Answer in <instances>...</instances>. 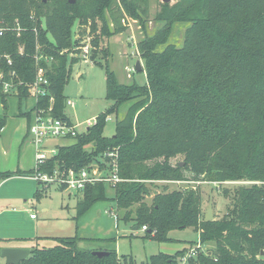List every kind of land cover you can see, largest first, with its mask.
Segmentation results:
<instances>
[{"label":"trees","instance_id":"16d2710c","mask_svg":"<svg viewBox=\"0 0 264 264\" xmlns=\"http://www.w3.org/2000/svg\"><path fill=\"white\" fill-rule=\"evenodd\" d=\"M149 2L0 0V28H9L0 36V54L10 55V71L22 83L17 96L4 94L0 86V134L10 114L26 119L28 129L32 113L47 109L50 99L51 114L68 120L62 91L77 63L68 58L77 44L72 35L77 24L80 34L88 30L91 36L90 61L104 70L105 100L111 104L71 145L57 147L41 170L78 172L116 150L124 181L114 187L87 186L74 221L95 204L109 201L123 211V221H132L137 230L146 227V239L165 242L171 231L192 228L201 245L214 243L206 252L195 247L183 264H264V0H157L154 22L160 27L151 35L146 28ZM129 21H137L144 33L137 44L143 84H121L109 68L108 40L125 32ZM177 23L187 25L181 47L168 43ZM16 24L19 36L13 30ZM39 54L51 59L39 62L49 95L29 105L25 84L34 80V57ZM110 115L115 116L114 133L104 137ZM32 175L33 169L7 171L0 180ZM186 181L252 184L237 187L223 217L210 222L204 221L198 188L169 192L163 186L146 203V184ZM39 197L36 190L34 198ZM51 239L52 247L31 248L19 264H134L114 249H104L108 255L98 258L92 252L99 249L80 247L92 239ZM102 241L113 244L114 239ZM184 253L152 255L146 264H182Z\"/></svg>","mask_w":264,"mask_h":264},{"label":"rangeland","instance_id":"374dc122","mask_svg":"<svg viewBox=\"0 0 264 264\" xmlns=\"http://www.w3.org/2000/svg\"><path fill=\"white\" fill-rule=\"evenodd\" d=\"M160 1L163 2V0ZM151 2V10L146 24L148 35L153 34L160 26L158 23L154 22V13L158 11V2L157 0H151ZM168 2L172 4L175 0H168ZM75 26L72 31L73 33L75 31ZM186 26V24L181 23L175 24L168 39V43L176 47H181ZM136 32L141 40V33L139 30H136ZM124 34L126 35L127 32ZM125 35L122 36L120 46L122 52H124L122 55L129 56V51L125 53V48L127 47H124ZM127 58L129 67L135 64L136 59ZM109 68L114 71L118 77L119 75L121 76L120 71L122 69L117 62V56L114 55L112 59L109 60ZM78 75H80V77ZM132 75L134 80L139 84L145 79L143 72H134ZM120 79L122 78L120 77ZM62 95L65 98V103L66 101L73 102V107L65 105L64 114L68 116L75 125L82 124L88 119L96 118L111 104L105 100L104 70L92 63L79 62L73 65L69 79L63 88ZM126 108L127 105L120 108L119 117L123 116ZM13 112L15 114V110H13ZM114 126L115 116L110 115L105 123L103 131L104 137L113 136ZM24 128V119L15 118L10 114L6 127L2 131L0 137V172H10L16 167L21 171L33 169L34 151L28 139L23 141V136L25 134ZM82 129L83 127H80L78 131H82ZM73 142V139H59L46 141L44 145L46 147L55 146L56 144L58 146H65L71 145ZM180 159L181 158H178L177 160ZM146 185L150 192V196L145 199L148 205L151 204L153 195L162 191L163 186H167L169 192L182 190L184 188H198L202 195L203 216L209 205H211L214 219L223 217L226 212V207L230 203V197L233 191L240 185L248 184L237 182L218 185L215 183L186 181L174 183L153 182ZM36 190L40 193L39 198H34ZM106 195L112 197L114 193L109 188H106ZM81 197L82 194H74L71 191L62 190L55 184H37L32 178L14 177L6 181L0 180V236L6 231L13 239L21 237L16 240H11L9 244L23 246L25 249L29 250L33 247H52L54 241L50 236L56 234H52L50 222H55V220H57L61 221L59 224H65L62 232H59L60 236H72L76 231L78 237L81 236L94 240L93 242L82 241L80 247L84 249L102 247L114 249L117 256L131 258L134 264H146L150 256L159 253L174 255L176 252L185 250L184 256L180 261L183 264L186 262V259L190 257L195 247L199 248L200 252H206L214 248V243L212 242L201 245L197 232L192 228L171 231L168 234L170 240L165 242H157L152 238L146 239L144 238V232L140 229L133 230L134 223L132 221L125 222L122 220L123 211L116 210L115 204L109 201L95 204L80 218L75 230V221L72 220V217L76 214L75 208L77 200H81ZM23 208H27L29 211L26 213ZM97 211H100L101 218L97 216ZM31 214L35 215L39 221H46L41 231L47 238H41L37 240V242L35 240L23 238L29 237L27 235H34L33 230L27 226V219ZM66 227H68V229H66ZM101 239H114V242L112 244L110 241H102ZM7 244L8 242L0 238V249ZM260 257H264V252L260 253ZM0 264H5V261L1 258Z\"/></svg>","mask_w":264,"mask_h":264},{"label":"built area","instance_id":"2783aa9c","mask_svg":"<svg viewBox=\"0 0 264 264\" xmlns=\"http://www.w3.org/2000/svg\"><path fill=\"white\" fill-rule=\"evenodd\" d=\"M131 21H129L130 24ZM5 30L9 28H0V36ZM19 36L20 28L16 24L13 28ZM73 40L77 42L71 52L68 54V58H74L77 63H91L90 52L92 50L91 36L88 30L83 34L79 33L78 26L76 24L75 31L73 33ZM128 42L130 44L129 56L137 60L139 54L137 51L138 42L132 35L128 36ZM18 53H22V48H19ZM35 77L34 80L28 84H25L27 88L28 99L32 104H37L39 99L49 95L48 87L49 83L45 76L46 71L39 62L44 60L46 63L51 61L47 56L41 54L35 55ZM13 62L8 54H0V86L2 91L6 95L17 96L18 87L22 85L20 81H17L16 74L13 70L10 71V67ZM6 70V71H5ZM135 72V67L132 65L126 68L127 78H131L132 73ZM51 102L47 109L39 108L32 113V121L27 129V139L29 143L34 147V166L33 175L30 177L38 184H55L65 191H71L74 194H83L85 188L96 183H105L111 187L116 184L123 182L118 175V154L117 151H108L102 154L99 162H94L87 167L75 172L71 169L59 170L54 168L49 172H44L41 169L46 165L47 161L56 154L55 149H50L44 145L46 141L54 140H67L72 139L76 135L92 127L96 118L88 119L82 124L75 125L69 120L54 117L51 114ZM66 106L73 107V102L66 101ZM108 120V117L105 121ZM83 127L82 131H78V128ZM170 183V182H168ZM174 183V182H172ZM231 183V182H225ZM249 183V182H240ZM224 184V183H223ZM30 218L34 219L35 215L31 214ZM142 232L146 230L143 226L140 229ZM194 251L191 252L190 256H193Z\"/></svg>","mask_w":264,"mask_h":264},{"label":"crops","instance_id":"0c3cea01","mask_svg":"<svg viewBox=\"0 0 264 264\" xmlns=\"http://www.w3.org/2000/svg\"><path fill=\"white\" fill-rule=\"evenodd\" d=\"M153 2V1H152ZM151 0H150V2H149V13H150V10H151V8H150V6H151ZM155 14H156V12L154 13V16H155ZM160 27V26H159ZM136 30H139V32L141 33V35H142V38L144 37V33H143V30H142V28L140 27V25L136 22V21H131L130 22V24H129V26H128V29L125 31V32H123V33H121V34H118V35H115V36H113V37H111L109 40H108V47H109V51H110V53H111V56H110V59H112V57L115 55V56H117V62L119 63V65H120V67H121V71H120V74H121V76L119 75V77L115 74V72H114V74H115V76H116V78H117V80H118V82L119 83H121V84H130L132 81H135L134 80V78H133V75H131V78H127V73H126V68H129V62H128V58L127 57H129V58H131L130 56H123L122 55V53H124V52H122V48H121V46H120V44H121V39H122V36L123 35H125L124 33H126L127 32V34L125 35V41H124V44H125V46L124 47H126L125 49H126V52L125 53H127L128 51L130 52V44H129V42H128V36H130V35H132L133 37H134V39L137 41V42H139L140 41V39H139V37H138V35H137V32H136ZM129 52H128V54H129ZM109 59V60H110ZM136 62V61H135ZM141 63V66H142V71L141 72H143V75L145 76V72H144V70H143V63L142 62H140ZM77 64V63H76ZM79 77H80V75H78ZM120 77L123 79H120ZM136 82V81H135ZM145 82V79H144V81L142 82V83H140V84H143ZM138 83V82H137ZM28 104L30 105V104H32V102L28 99ZM65 115V114H64ZM67 117V119L72 123V120L71 119H69V117L68 116H66ZM24 119V118H23ZM24 121H25V134H24V136H23V138L24 137H26V132H27V122H26V119H24ZM7 124V123H6ZM6 127V126H5ZM4 127V128H5ZM4 130V129H3ZM2 130V131H3ZM1 134H2V132H1ZM1 134H0V137H1ZM27 139V138H26ZM30 144V143H29ZM31 145V144H30ZM65 146H68V145H65ZM31 147H32V149H33V151H34V147L31 145ZM57 147H59L57 144L55 145V146H48V148H50V149H55L56 151H57ZM34 154H35V151L33 152ZM33 160H34V155H33ZM16 170H20L18 167H16L15 169H13L12 171H10V172H14V171H16ZM29 170H32V169H29ZM29 170H27V171H29ZM21 171V170H20ZM2 172H7V171H2ZM2 172H0V173H2ZM9 172V171H8ZM22 172H26V171H24V170H22ZM14 177H17V178H30L29 176H12V177H10V178H7V179H4L3 181H6V180H9V179H11V178H14ZM38 184V183H37ZM78 201V200H77ZM23 210H24V212H28L29 211V209H27V208H23ZM42 211H44V210H42ZM104 214V213H103ZM105 215V214H104ZM97 216L99 217V218H101L102 216H101V214H100V211H97ZM75 216H73L72 217V220H74L73 218H74ZM80 220V219H79ZM78 220V221H79ZM77 221V223H79ZM48 222V221H47ZM61 221H57V220H55V222H50L51 223V225H50V228H52L51 230V232H52V234H56V235H54V236H50V238H59V237H72V236H74V235H76V231L74 232V234L72 235V236H70V235H68V236H60V234H59V232H62V230L64 229V225L65 224H59ZM76 222H74V229L76 230V227L78 226V224H77ZM45 224H46V221L45 222H42V221H39L38 220V218L37 217H35L34 219H32V218H30V216H29V218L27 219V226H29L30 228H31V230H33V232H34V235L33 234H31V235H27V236H29V237H23V238H25V239H28V240H35L36 242H37V240H39V239H41V238H47V236L46 235H44L43 233H42V231L41 230H43V227L45 226ZM134 228H136V227H134ZM134 228H133V230H134ZM66 229H68V227H66ZM0 238H2V240H4V241H6V242H8V244L7 245H4L2 248H25V247H23V246H19V245H13V244H9V242L11 241V240H16V239H18V238H21V237H18V238H15V239H13V237H11L10 235H9V233H7L6 231H4L3 232V235H1L0 236ZM79 238H81V239H83V240H86L87 238H84V237H79ZM24 239V240H25ZM89 239V238H88ZM96 249H102V250H104V249H106V248H96Z\"/></svg>","mask_w":264,"mask_h":264},{"label":"water","instance_id":"95a60500","mask_svg":"<svg viewBox=\"0 0 264 264\" xmlns=\"http://www.w3.org/2000/svg\"><path fill=\"white\" fill-rule=\"evenodd\" d=\"M70 4L74 3V0H68ZM163 2H168V0H163ZM135 71L140 72L142 70V66L140 63V60H136L135 64ZM213 220L212 216V210L211 205H209L205 215H204V221L210 222ZM137 230V228H134V231ZM30 250L25 248H2L0 249V258L5 261V264H19L23 260L27 258L29 255ZM92 255L102 258L108 255V252L105 250H96L92 252Z\"/></svg>","mask_w":264,"mask_h":264}]
</instances>
